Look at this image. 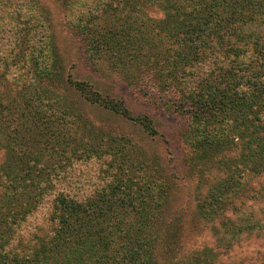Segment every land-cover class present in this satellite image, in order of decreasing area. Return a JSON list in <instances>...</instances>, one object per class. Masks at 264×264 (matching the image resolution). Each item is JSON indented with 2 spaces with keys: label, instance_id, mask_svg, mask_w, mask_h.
<instances>
[{
  "label": "trees",
  "instance_id": "16d2710c",
  "mask_svg": "<svg viewBox=\"0 0 264 264\" xmlns=\"http://www.w3.org/2000/svg\"><path fill=\"white\" fill-rule=\"evenodd\" d=\"M57 1L63 26L83 38L93 65L102 60L135 91L169 102L183 117L186 133L194 136L190 159L200 167L209 171L227 129L232 139L238 136L223 142L231 149L239 145V153L230 157L223 151L217 172L201 176L206 190L197 207L208 217L226 211L235 216L237 224L230 217L220 223L230 238L263 228L258 219L238 216L233 201L239 192V201L264 200L263 185L251 187L264 181V0ZM28 4L42 8L36 0ZM153 8L162 16L150 22ZM19 14L0 7V111L6 112L0 116V264H155L168 248L161 233H150V214L163 204L157 179L144 171V184L134 189L123 176L131 172L126 161L132 153L131 166L139 167L141 159L154 163L155 155L141 156L122 135L79 111L70 116L71 104L62 105L58 90L40 88L42 78L55 73L52 24L40 12L23 13L24 19ZM10 19L14 27L27 25L11 33ZM66 79L70 96L79 94L149 136L157 133L150 117L133 114L123 100L101 95L84 80ZM31 85L43 96L23 94V112L1 106L15 89L22 94ZM56 102L61 113L52 107ZM90 159L104 164L101 172L114 173L104 186L82 190L79 197L69 191L65 175ZM41 211L45 227L35 220Z\"/></svg>",
  "mask_w": 264,
  "mask_h": 264
},
{
  "label": "rangeland",
  "instance_id": "374dc122",
  "mask_svg": "<svg viewBox=\"0 0 264 264\" xmlns=\"http://www.w3.org/2000/svg\"><path fill=\"white\" fill-rule=\"evenodd\" d=\"M28 1L2 0L0 7L8 12L16 11L18 13L19 11V16L23 19L26 16L23 13L33 15L40 12L41 17L52 24L57 54L50 61L54 65L51 72L55 73L48 77L45 76L46 79L43 77L42 81L44 82L39 83L40 88L43 84L49 91L51 87L58 90L57 92L64 98L62 105L71 104L70 116L79 111L103 130L110 131V134L122 135L124 139L129 141L127 146L130 149L136 148V153H143L141 156L152 153L156 157L154 163L152 161L143 162L141 159L142 167H139L141 164L131 166L132 153L126 161L131 172L126 171L123 174L130 180L125 184L134 189L138 185L144 184V178L140 176L144 171L147 174H153L157 179L155 185L161 191L160 201L163 204L156 208L157 211L150 214V233L153 234V230L161 233L165 238L164 240H167L168 248L161 250L156 255L155 264H264V226L263 228H252L247 233H237L230 238L228 234L231 235V233H228L227 228L220 223L226 224L224 218L230 217L235 219L237 224L238 220L235 216L226 211L218 218L216 216L208 217L205 214L202 215L197 207L201 194L206 190L201 176H208L209 173V177H212L211 173L213 175L217 172V164L223 157V151L229 150L227 155L235 157L241 149L239 145L231 149L230 145L223 142L232 139L228 129L226 130L228 133H225L217 148L218 152L214 155L215 158L211 161L209 171L208 168L205 170V167H200L196 161H192L193 157L190 159L192 153L190 144L193 142L194 136L186 133L183 117L172 110L169 102L164 104L155 98L150 99L137 90L135 91L131 84L124 83L118 78L119 76L115 71H111L105 66L102 60L98 61L99 65H93L91 62L96 59L90 60L86 57L87 49L83 38L73 34L71 27L69 30L68 26H63V13L57 0H36L39 8L42 7L40 10L34 6H29ZM147 15L151 22L161 18L162 13L159 9L153 8L148 11ZM8 25H10L8 27H11L12 33L27 24H19L14 27L10 19ZM15 63L13 61L11 70L15 69ZM29 73L31 74V72ZM66 76L70 80L86 81L101 95L123 100L133 114L147 115L152 120L157 133L154 136H149L140 126L89 104L79 94L70 96L71 91L67 87L69 83ZM3 88L1 87L0 91ZM35 88L38 87L35 86ZM20 92L15 89L13 92L15 96L7 95L9 99L6 98L7 102L3 99L1 106L6 104L9 109L14 108L20 114L21 111L23 112L21 106L25 97L23 94L31 93L33 99L43 96L40 89H34L33 85L25 93L19 94ZM52 105L61 113L58 102ZM31 106L33 109L38 108V103L32 101ZM5 113L4 109L1 110L0 116H4ZM234 128V126H230L231 132ZM1 137L2 134L0 133V141ZM237 137L234 136L232 142H236ZM3 156V150L0 147V160ZM103 167L104 164L95 159H90L87 163L76 162L65 175V179L70 183L69 191L74 190L79 196V193L84 194L82 190L93 191L95 188L104 186L114 172L111 170L106 173L101 172ZM259 184L264 187V181L259 180L253 181L251 187L257 189ZM242 198V193L239 192L233 201L235 205L239 206L240 214L238 216H242V219H245L246 216L249 219H258L260 224H264V200L244 198L239 201ZM43 211L37 214L35 220L43 222V227H45L47 221L43 219ZM224 239H229V242L225 243ZM209 256L211 260L208 262L206 257Z\"/></svg>",
  "mask_w": 264,
  "mask_h": 264
}]
</instances>
